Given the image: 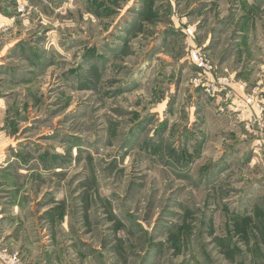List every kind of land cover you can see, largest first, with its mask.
I'll return each mask as SVG.
<instances>
[{
    "label": "rangeland",
    "instance_id": "obj_1",
    "mask_svg": "<svg viewBox=\"0 0 264 264\" xmlns=\"http://www.w3.org/2000/svg\"><path fill=\"white\" fill-rule=\"evenodd\" d=\"M263 137L264 0H0V236L264 264Z\"/></svg>",
    "mask_w": 264,
    "mask_h": 264
},
{
    "label": "crops",
    "instance_id": "obj_2",
    "mask_svg": "<svg viewBox=\"0 0 264 264\" xmlns=\"http://www.w3.org/2000/svg\"><path fill=\"white\" fill-rule=\"evenodd\" d=\"M15 210L18 211L17 208ZM18 214L16 212L3 213L1 222L5 226L6 233L0 236V243L11 244L16 250L21 251L29 264H95L82 249L70 246L68 242L51 243L47 239L48 236L37 229L35 223L36 227L33 226L31 219L27 216L20 218L22 215L19 214L18 217L16 216ZM11 233L14 235L7 237ZM0 264L7 263L0 259Z\"/></svg>",
    "mask_w": 264,
    "mask_h": 264
},
{
    "label": "built area",
    "instance_id": "obj_3",
    "mask_svg": "<svg viewBox=\"0 0 264 264\" xmlns=\"http://www.w3.org/2000/svg\"><path fill=\"white\" fill-rule=\"evenodd\" d=\"M0 259L7 264H20V259L17 254H9L5 249L0 246Z\"/></svg>",
    "mask_w": 264,
    "mask_h": 264
}]
</instances>
